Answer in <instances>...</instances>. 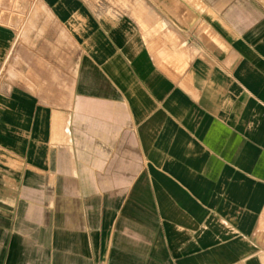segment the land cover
<instances>
[{
  "label": "crops",
  "instance_id": "1",
  "mask_svg": "<svg viewBox=\"0 0 264 264\" xmlns=\"http://www.w3.org/2000/svg\"><path fill=\"white\" fill-rule=\"evenodd\" d=\"M0 264H264V0H0Z\"/></svg>",
  "mask_w": 264,
  "mask_h": 264
}]
</instances>
